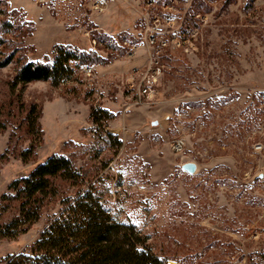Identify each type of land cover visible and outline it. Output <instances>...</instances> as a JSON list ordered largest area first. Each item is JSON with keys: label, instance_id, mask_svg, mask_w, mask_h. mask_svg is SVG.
Here are the masks:
<instances>
[{"label": "rangeland", "instance_id": "1", "mask_svg": "<svg viewBox=\"0 0 264 264\" xmlns=\"http://www.w3.org/2000/svg\"><path fill=\"white\" fill-rule=\"evenodd\" d=\"M150 1L0 0V26L11 25L0 63L12 55L0 66V225L15 213L2 200L11 182L62 155L167 264H264V0ZM192 11L198 25L182 32ZM55 45L88 61L57 86L12 85L22 63L50 62ZM32 106L38 137L24 121ZM93 108L113 117L98 126ZM59 209L51 200L27 232L0 238V264Z\"/></svg>", "mask_w": 264, "mask_h": 264}, {"label": "trees", "instance_id": "2", "mask_svg": "<svg viewBox=\"0 0 264 264\" xmlns=\"http://www.w3.org/2000/svg\"><path fill=\"white\" fill-rule=\"evenodd\" d=\"M201 5L202 0H194ZM192 19L183 20L181 31L189 33L198 25L196 11L189 12ZM194 17V18H193ZM193 20V21H190ZM196 24V25H195ZM9 23H2L1 30H9ZM0 36V48L5 46ZM88 55L76 48L55 45L50 62L26 61L12 80V85L34 81H49L57 86L72 79L77 69L88 61ZM9 54L0 63H10ZM113 117L107 110L93 108L92 122L98 126ZM39 112L32 106L25 117L27 133L39 135ZM110 146L118 150L121 141L107 133ZM32 147L20 154L26 161ZM66 184L69 189L63 187ZM65 185V186H66ZM9 192L2 200L15 204L13 216L0 225V238L15 239L41 217L45 205L54 199L59 211L49 218L37 240L21 253L5 259L6 264H167V258L158 253L150 243V235L131 221H120L106 206L94 184L87 183L84 173L69 157L52 155L34 167L25 177L11 182ZM168 264H171L169 262Z\"/></svg>", "mask_w": 264, "mask_h": 264}, {"label": "built area", "instance_id": "3", "mask_svg": "<svg viewBox=\"0 0 264 264\" xmlns=\"http://www.w3.org/2000/svg\"><path fill=\"white\" fill-rule=\"evenodd\" d=\"M39 1H42V0H39ZM147 4H148V5H152V1L148 0ZM92 7H93L94 9H96V10L101 9V6H99V4H98L97 2H94V3L92 4ZM85 71H86L87 73H90V72H91V68H86ZM143 92H144V93L147 92L146 88L143 89ZM181 144H182L181 141H179L178 143H176V149H180V148L182 147Z\"/></svg>", "mask_w": 264, "mask_h": 264}, {"label": "water", "instance_id": "4", "mask_svg": "<svg viewBox=\"0 0 264 264\" xmlns=\"http://www.w3.org/2000/svg\"><path fill=\"white\" fill-rule=\"evenodd\" d=\"M181 168L190 174H192L196 171V165L192 162H186V163L182 164Z\"/></svg>", "mask_w": 264, "mask_h": 264}]
</instances>
